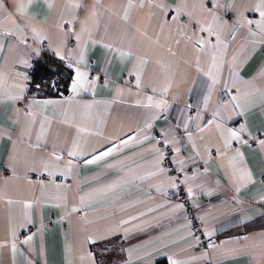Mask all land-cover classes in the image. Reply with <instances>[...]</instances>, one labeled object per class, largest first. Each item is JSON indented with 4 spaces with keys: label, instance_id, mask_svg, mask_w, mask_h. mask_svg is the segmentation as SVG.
<instances>
[{
    "label": "crops",
    "instance_id": "obj_1",
    "mask_svg": "<svg viewBox=\"0 0 264 264\" xmlns=\"http://www.w3.org/2000/svg\"><path fill=\"white\" fill-rule=\"evenodd\" d=\"M259 3H0V264H264ZM81 52L86 85L73 94ZM213 56L220 83L205 104ZM54 62L67 68V82L52 94L30 90L27 69L50 70ZM230 95L241 108L227 103ZM148 97L152 107H145ZM46 100L53 103H34ZM242 124L240 139L231 138L227 129ZM129 135L135 139L121 145ZM74 141L78 154L69 156ZM114 145L108 156L84 163ZM180 193L188 204L178 201ZM190 212L203 222L207 245L191 230Z\"/></svg>",
    "mask_w": 264,
    "mask_h": 264
},
{
    "label": "snow or ice",
    "instance_id": "obj_2",
    "mask_svg": "<svg viewBox=\"0 0 264 264\" xmlns=\"http://www.w3.org/2000/svg\"><path fill=\"white\" fill-rule=\"evenodd\" d=\"M0 3H3V0H0ZM49 7H51L50 4H49ZM128 7L129 8L131 7V0H129ZM161 7H163V6L161 5ZM22 8H23L22 5H18L17 6V11L22 10ZM255 10L259 12V16H260V19L258 21H256L255 23L257 24V27L259 28V31L261 33H264V0H260V3L257 5V7H256ZM124 19H127V9L125 10ZM249 23H252V22L249 21ZM207 30L209 31L210 34H216V33H214L212 31L211 26H209V28ZM33 31L35 32L36 30L33 29ZM216 37H217V42L220 43L221 41H220L219 35L216 34ZM77 39H79V36H77ZM21 42H24V41L22 40ZM196 43L201 44V46H202V42L201 41H197ZM108 47H110V45ZM56 54L61 59H68V57H65V56L61 55V52L59 50H57ZM120 55L121 56H127V55H129V53H127V52H121ZM212 60H213L212 66H210L209 71L205 73V75L209 76V78L211 80V84L208 86L209 87V96H206L205 97V104H207V101H208V99L210 97V94L212 92L213 87L216 84L220 83V78H219L218 74L214 73V71H213V69H217V71H218V68H217V65H216V57L213 56ZM83 62H84V53L81 52L80 59L77 60V61H75V64L77 66L75 68V76L72 78V83H71V91H72L73 94H76L79 90L84 89L85 88V85H86V79L85 78H86V75L87 74L85 72L80 71V68L78 66L79 64H81ZM68 67L69 68L73 67V64L72 63H69L68 64ZM197 70L198 71L200 70L198 65H197ZM25 79H27V77H25ZM93 84H94V81H93ZM52 86H55V82H53V85ZM137 86H139V75H137ZM228 86H229L228 85V81H225L224 82V88H225V90L228 89ZM17 87H20V86L18 85ZM37 87H39V86H37ZM237 92H239V89H237ZM261 95H262V97H264V93H262ZM15 98L18 99L19 97H15ZM71 98L72 97H69L68 99L70 100ZM238 99H239V97L237 95H230V100L227 103L232 104L234 106V108H241L242 105L240 103H237ZM148 100H149V104L145 105V107H152V104H151L152 98L151 97H148ZM34 103H43V104L47 105V104L53 103V101H50V100H46V101H34ZM155 107H157V108H161V107L166 108L167 107V104L166 103L163 104V105L157 104V105H155ZM220 114L221 113H220V111L218 109L213 115L215 116V115H220ZM29 115H31V113H29ZM212 123H213L212 120H209L208 121V124L211 125ZM145 127L146 128L147 127H151V124L150 123H147L145 125ZM219 127H220V125L218 124L217 125V128H219ZM79 131H83V129H79ZM138 131H142V129H140ZM243 131H244V125L243 124L240 125L239 129H232V128L227 129V132H228L229 136L231 138L237 139V140L240 139V133H242ZM145 138H147V137H145ZM134 139H135L134 136L129 135L128 138H127V140H121L120 141V144L121 145L127 144L128 142H130V141H132ZM225 146H227V142H226V145ZM114 147H115V145L113 147L108 148L106 151H101L99 153V155H92L91 159H86L84 161V163L85 164H91V163H94V162L100 160L103 157L108 156L114 150ZM77 148H78V144L74 141L73 142V149L68 152V155L69 156H76L78 154L77 151H76ZM176 151H179V149H176ZM53 155H55L57 159L60 158L56 153H53ZM67 168L69 170L71 169V161L68 162ZM159 171H163V169H159ZM149 175H155V173H149ZM172 186L175 187L174 184ZM188 191H189V193H191V189H189ZM176 207H181V205H176ZM75 210L76 209H73V211H75ZM141 215H143V214H141ZM130 219H135V217H130ZM121 223H126V221H121ZM208 235H211V233H208ZM29 239H31V237H29ZM11 249H12V253L14 255L15 252H16V250H17L16 249V244L14 242L11 245ZM171 264H176V262L175 261H172Z\"/></svg>",
    "mask_w": 264,
    "mask_h": 264
},
{
    "label": "built area",
    "instance_id": "obj_3",
    "mask_svg": "<svg viewBox=\"0 0 264 264\" xmlns=\"http://www.w3.org/2000/svg\"><path fill=\"white\" fill-rule=\"evenodd\" d=\"M35 67L34 65H32L31 67H29L27 69V80H28V87L30 88V90H36L41 88V86L43 84H45L47 82V78L45 75L43 74H38L37 76H35ZM39 86V87H37ZM239 120H235L232 122V126L235 127L239 124ZM150 135L153 137L154 140L156 141H160L162 139L161 135L154 129L150 130ZM172 147V146H170ZM166 153H165V157L162 160L163 165L167 168V170H169L172 167V161L169 158V153H170V148L169 147H165L164 148ZM193 170L191 169H187L185 171V175L188 174H192ZM179 202H182L184 204H188V200L187 197L185 196V194L180 193L177 197ZM189 223H190V227L191 230L197 234H199L200 236H202V230H203V222H200V220L197 218V216L193 213L190 212V216L188 218ZM203 237V244L207 245V240L204 236ZM205 264H208L207 261H205Z\"/></svg>",
    "mask_w": 264,
    "mask_h": 264
},
{
    "label": "trees",
    "instance_id": "obj_4",
    "mask_svg": "<svg viewBox=\"0 0 264 264\" xmlns=\"http://www.w3.org/2000/svg\"><path fill=\"white\" fill-rule=\"evenodd\" d=\"M43 57L47 58L46 55H43ZM54 65L57 66L56 71L49 70L45 66L41 67L38 64L35 67V76L38 74H43L47 78V82L41 86L42 95H46L48 93L52 94L55 91L58 92L59 88H61V86L69 79V76L67 75V68L63 64L54 62ZM53 82H55V86H52Z\"/></svg>",
    "mask_w": 264,
    "mask_h": 264
},
{
    "label": "water",
    "instance_id": "obj_5",
    "mask_svg": "<svg viewBox=\"0 0 264 264\" xmlns=\"http://www.w3.org/2000/svg\"><path fill=\"white\" fill-rule=\"evenodd\" d=\"M41 61L42 60H45L44 57L42 59H40ZM50 70L52 71H56V66H49Z\"/></svg>",
    "mask_w": 264,
    "mask_h": 264
}]
</instances>
